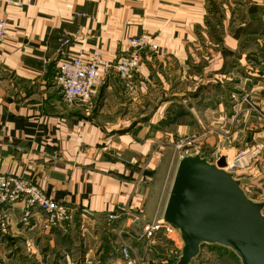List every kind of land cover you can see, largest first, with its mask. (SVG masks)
I'll return each mask as SVG.
<instances>
[{"label": "crops", "instance_id": "crops-1", "mask_svg": "<svg viewBox=\"0 0 264 264\" xmlns=\"http://www.w3.org/2000/svg\"><path fill=\"white\" fill-rule=\"evenodd\" d=\"M17 1L0 0L8 22L0 43V173L31 179L74 212L46 230L38 214L22 222L24 204L11 206L0 264L116 262L129 222L107 215L137 208L149 221L162 218L181 137L202 135L203 152L219 148L228 160L260 148L239 175L248 195L264 200V119L242 102L250 93L264 110V51L256 50L264 49V0ZM129 36L160 46L142 52L133 95L115 74L96 87L91 105L71 104L54 87L63 38L71 39L66 55L100 48L118 60ZM177 235L126 240L141 264H177Z\"/></svg>", "mask_w": 264, "mask_h": 264}, {"label": "built area", "instance_id": "built-area-1", "mask_svg": "<svg viewBox=\"0 0 264 264\" xmlns=\"http://www.w3.org/2000/svg\"><path fill=\"white\" fill-rule=\"evenodd\" d=\"M8 3L21 5L17 0H6ZM8 35V22L0 17V43L5 41ZM127 55L118 60H110L100 49L91 52L81 49L70 55L65 50L71 44L70 38L61 40L58 49L59 61L56 64V72L53 78V85L63 95L64 99L74 105H91V101L98 85L105 82V79L115 74L125 84L131 95L136 92V84L133 76L142 63V52L150 50L153 53H160V46L147 36H129L125 39ZM49 64L46 61L45 66ZM45 71V68L43 69ZM242 102L246 104L249 111L259 114L264 119L262 110L253 100L250 93L242 94ZM202 135L186 136L178 139L175 147L179 158L187 152H195L201 149ZM203 151V150H202ZM260 148L239 149L232 160H228L226 170L239 174L241 170L253 166V159L260 154ZM222 156L219 148L208 153L212 162H216ZM24 204V212L21 218L25 225H28L34 215L42 218L43 229H51L62 226L73 219L74 209L69 204L49 196L46 191L37 183L23 176L0 173V237L10 233V219L8 209L17 204ZM37 212V213H36ZM110 221H128L129 225L121 228L125 237L120 242L119 257L113 264H141L133 256V248L127 242V237L138 242H155L160 234L167 239H174L177 231L170 225L164 223L161 218L152 221L146 219L145 215L137 208H123L118 213H109ZM127 227V228H126ZM219 254L210 249L201 251L197 264H209L211 258ZM221 255V254H220ZM180 257V249L172 256L175 262Z\"/></svg>", "mask_w": 264, "mask_h": 264}, {"label": "water", "instance_id": "water-1", "mask_svg": "<svg viewBox=\"0 0 264 264\" xmlns=\"http://www.w3.org/2000/svg\"><path fill=\"white\" fill-rule=\"evenodd\" d=\"M212 162L202 150L178 160L162 221L182 241L177 264H194L205 246L230 250L242 264H264V200L250 197L246 181Z\"/></svg>", "mask_w": 264, "mask_h": 264}, {"label": "rangeland", "instance_id": "rangeland-1", "mask_svg": "<svg viewBox=\"0 0 264 264\" xmlns=\"http://www.w3.org/2000/svg\"><path fill=\"white\" fill-rule=\"evenodd\" d=\"M255 44H256V42L253 41V48L255 47ZM256 48H257L256 50H258V52L264 51V49L261 47L260 43H258V47H256ZM178 159H179V152H178ZM161 209H163V208H161ZM154 210H155V208H146L145 209V211L147 213H151L152 216L154 214ZM157 211H158V208H157ZM208 263L209 264H240L239 261L236 259L235 255H233L230 250H225V253H223V255L219 254V257H218V255H216V257L213 256L211 258V260L208 261Z\"/></svg>", "mask_w": 264, "mask_h": 264}]
</instances>
